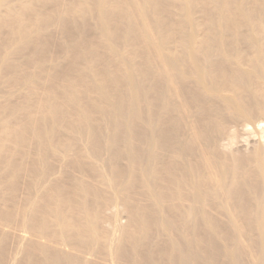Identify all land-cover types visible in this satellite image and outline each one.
<instances>
[{
  "label": "bare ground",
  "instance_id": "6f19581e",
  "mask_svg": "<svg viewBox=\"0 0 264 264\" xmlns=\"http://www.w3.org/2000/svg\"><path fill=\"white\" fill-rule=\"evenodd\" d=\"M0 264H264V0H0Z\"/></svg>",
  "mask_w": 264,
  "mask_h": 264
},
{
  "label": "rangeland",
  "instance_id": "374dc122",
  "mask_svg": "<svg viewBox=\"0 0 264 264\" xmlns=\"http://www.w3.org/2000/svg\"><path fill=\"white\" fill-rule=\"evenodd\" d=\"M255 137H256V136H255ZM255 137H254V138H255ZM256 139H257V137H256ZM241 141H243V142H240V143H239V146L241 145V146H240L241 148L243 147L245 150H248V148L250 147V144H249V146H248V144H245V142H244L243 139H241ZM246 143H247V142H246ZM243 144H244V145H247L248 148L246 147V148H247V149H246L245 146H244ZM249 149H250V148H249Z\"/></svg>",
  "mask_w": 264,
  "mask_h": 264
}]
</instances>
